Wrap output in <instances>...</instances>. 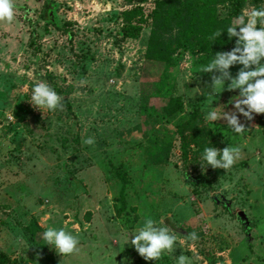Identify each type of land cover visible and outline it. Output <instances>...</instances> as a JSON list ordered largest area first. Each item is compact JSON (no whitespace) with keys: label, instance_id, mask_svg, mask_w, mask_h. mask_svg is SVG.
Returning a JSON list of instances; mask_svg holds the SVG:
<instances>
[{"label":"rangeland","instance_id":"rangeland-1","mask_svg":"<svg viewBox=\"0 0 264 264\" xmlns=\"http://www.w3.org/2000/svg\"><path fill=\"white\" fill-rule=\"evenodd\" d=\"M45 1L12 0L13 19L0 21V264H175L181 254L191 264H264V113H237L239 134L206 118L210 106L235 112L238 90L213 94L217 73L200 71L229 47L192 39L165 66L145 55L157 0H51L48 22ZM136 5L139 37H123L121 13ZM252 8L264 0H247L241 14ZM216 9L224 18L229 4ZM40 82L60 108L30 103ZM164 93L183 104L166 119ZM190 117L208 131L205 147L239 149L229 169L201 168L197 152L183 162L177 127ZM149 218L176 237L155 262L124 245ZM49 226L75 235L76 249L43 245Z\"/></svg>","mask_w":264,"mask_h":264},{"label":"clouds","instance_id":"clouds-1","mask_svg":"<svg viewBox=\"0 0 264 264\" xmlns=\"http://www.w3.org/2000/svg\"><path fill=\"white\" fill-rule=\"evenodd\" d=\"M14 15L12 0H0V21L11 22ZM238 29V30H237ZM222 31L213 33L215 40ZM223 32L229 40L235 37V45L229 51L216 52L210 61L203 65L200 71L217 75L211 77L208 86L211 93L217 94L221 90H238V94L232 97L229 103L235 112H225L222 106L220 111L210 106L206 113L208 121L215 122L218 119L226 121L227 127L232 133H242L244 125L238 122L237 113L247 120L252 119V114L264 113V8H252L244 14L238 15L234 22L229 24ZM240 65L235 76L229 73L230 66ZM227 81V83H225ZM197 89V88H196ZM199 91V89H197ZM61 97L46 83L40 82L33 85L31 89L30 103L38 110L41 108L49 111L56 110L62 105ZM93 141L89 138L86 144ZM239 149L233 146H225L217 149L206 146L200 153V159L205 166L212 169H229L238 158ZM160 224L163 223L161 219ZM129 234L131 239L129 241ZM126 236L125 244L130 243L134 251L145 261L154 262L161 258L164 253H172L176 237L171 234V229L157 226L153 219H145L143 225ZM187 240L195 241L196 233L186 235ZM43 245L52 248L56 253L65 255L72 253L77 245L78 239L75 235L65 231L63 228L49 226L41 234ZM175 264H191L188 257L181 254L175 257Z\"/></svg>","mask_w":264,"mask_h":264},{"label":"trees","instance_id":"trees-1","mask_svg":"<svg viewBox=\"0 0 264 264\" xmlns=\"http://www.w3.org/2000/svg\"><path fill=\"white\" fill-rule=\"evenodd\" d=\"M247 0H157L151 13V29L145 50L146 58L169 66L173 63L172 55H182L186 45L192 39L206 41L212 46L213 51L220 47L235 45V37L231 40L223 30L232 23V19L241 15L242 8ZM258 1V0H254ZM125 4H131L132 0H123ZM229 4L226 17L218 16V4ZM45 11L42 18L48 22L50 11L55 6L51 0L45 1ZM141 14V8L134 6L132 9L122 11L121 15L125 21L122 25L121 35L126 38L136 39L139 37L141 25L131 22V17ZM126 19V20H125ZM222 31L219 37L213 40V33ZM182 38V40H181ZM228 50V51H229ZM236 68L237 65L230 66ZM166 102L161 107L159 116L166 119L173 113L181 110L183 104L180 98L163 94ZM144 111L148 109L143 108ZM197 118L190 117L183 126L177 127L180 133V152L183 162H187L191 152L200 154L205 147L208 131L199 124ZM192 145V147H191ZM191 185L207 184L206 178L202 176H186ZM53 260V259H52ZM54 264H57L54 262Z\"/></svg>","mask_w":264,"mask_h":264}]
</instances>
